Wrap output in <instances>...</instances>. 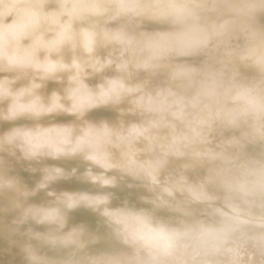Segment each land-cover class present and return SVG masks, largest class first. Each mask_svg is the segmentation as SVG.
I'll list each match as a JSON object with an SVG mask.
<instances>
[{
	"label": "clouds",
	"instance_id": "1",
	"mask_svg": "<svg viewBox=\"0 0 264 264\" xmlns=\"http://www.w3.org/2000/svg\"><path fill=\"white\" fill-rule=\"evenodd\" d=\"M0 264H264V0H0Z\"/></svg>",
	"mask_w": 264,
	"mask_h": 264
},
{
	"label": "bare ground",
	"instance_id": "2",
	"mask_svg": "<svg viewBox=\"0 0 264 264\" xmlns=\"http://www.w3.org/2000/svg\"><path fill=\"white\" fill-rule=\"evenodd\" d=\"M21 175L25 178L26 182L31 183V178L28 176L27 173H21ZM58 190L64 189V190H76V189H81V188H86L87 186L85 185H80L77 184L74 181H69V182H61L55 186ZM82 214L81 213H74L73 214V221L76 222L81 218ZM14 259L18 262L19 257H14Z\"/></svg>",
	"mask_w": 264,
	"mask_h": 264
}]
</instances>
